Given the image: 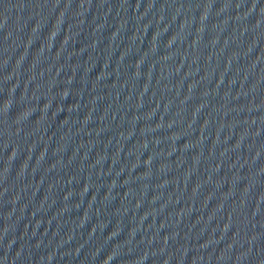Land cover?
<instances>
[{"label":"water","instance_id":"water-1","mask_svg":"<svg viewBox=\"0 0 264 264\" xmlns=\"http://www.w3.org/2000/svg\"><path fill=\"white\" fill-rule=\"evenodd\" d=\"M0 264H264V0H0Z\"/></svg>","mask_w":264,"mask_h":264}]
</instances>
